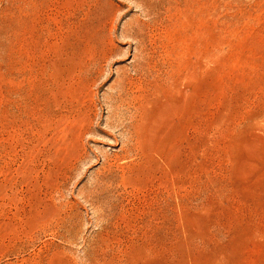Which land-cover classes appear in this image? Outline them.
Listing matches in <instances>:
<instances>
[{
  "label": "rangeland",
  "instance_id": "1",
  "mask_svg": "<svg viewBox=\"0 0 264 264\" xmlns=\"http://www.w3.org/2000/svg\"><path fill=\"white\" fill-rule=\"evenodd\" d=\"M171 1L0 0V264H264V0Z\"/></svg>",
  "mask_w": 264,
  "mask_h": 264
},
{
  "label": "bare ground",
  "instance_id": "2",
  "mask_svg": "<svg viewBox=\"0 0 264 264\" xmlns=\"http://www.w3.org/2000/svg\"><path fill=\"white\" fill-rule=\"evenodd\" d=\"M85 1V0H84ZM171 1V0H170ZM78 2V1H77ZM81 2V1H80ZM172 2V1H171ZM79 4H81V3H79ZM90 4V3H89ZM75 12V11H74ZM94 12V11H93ZM85 13V12H84ZM75 15V14H74ZM71 16V15H70ZM90 18V17H89ZM82 19V18H81ZM78 20V19H77ZM74 24V23H73ZM79 24V23H78ZM69 26V25H68ZM75 26V25H74ZM75 31H77V36L79 37L80 35H81V25L79 24V25H77V27H75ZM73 31V30H72ZM76 36V37H77ZM157 92V90H156V88H151L150 89V91H149V93L148 94H146L147 96H146V98H145V103L143 104V105H145L149 100H150V97L152 96V94L153 93H156ZM147 93V92H146ZM21 105V104H20ZM22 108V107H21ZM62 114V113H61Z\"/></svg>",
  "mask_w": 264,
  "mask_h": 264
}]
</instances>
